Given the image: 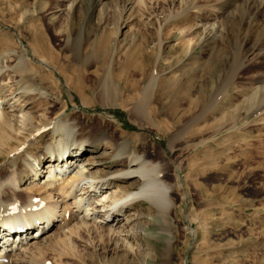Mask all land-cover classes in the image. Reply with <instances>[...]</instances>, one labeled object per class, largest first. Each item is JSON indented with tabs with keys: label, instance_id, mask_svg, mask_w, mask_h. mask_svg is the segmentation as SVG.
Instances as JSON below:
<instances>
[{
	"label": "rangeland",
	"instance_id": "obj_1",
	"mask_svg": "<svg viewBox=\"0 0 264 264\" xmlns=\"http://www.w3.org/2000/svg\"><path fill=\"white\" fill-rule=\"evenodd\" d=\"M204 1L184 14L179 0L83 9L68 0H0V94L18 101L0 166L9 139L17 144L61 116L89 136L105 132L94 151L105 172L116 166L110 150L119 142L146 160L164 206L158 214L135 202L144 224L133 251L122 240L113 246L100 227L84 229L63 249L67 264H264V107L251 97L264 83V53L244 55L227 35L214 48L195 44L205 25L220 23ZM47 129L30 151L58 140Z\"/></svg>",
	"mask_w": 264,
	"mask_h": 264
},
{
	"label": "bare ground",
	"instance_id": "obj_2",
	"mask_svg": "<svg viewBox=\"0 0 264 264\" xmlns=\"http://www.w3.org/2000/svg\"><path fill=\"white\" fill-rule=\"evenodd\" d=\"M68 1L66 7L83 9L84 5L95 6L101 2L103 4L105 0ZM196 1L179 0L184 5V14L193 11ZM202 7L218 14L220 23L205 25L196 37L195 44L214 48L211 46L212 40L227 35L233 39L231 43L236 50L239 49L244 55L254 51L257 54L264 53V24L260 19L264 17V0H206ZM261 67L264 70V61ZM20 80L21 78L18 81H25ZM256 81L260 82L259 79ZM1 86L2 78L0 88ZM258 86L260 87L252 90L251 97L255 101L259 100L256 109L262 111L264 92L258 93L263 90L264 83ZM30 87L31 85L28 89ZM9 99L0 94V140L6 133L5 128L11 126L9 112L14 109V106L11 108L12 103L17 101L16 97L14 102ZM15 112L27 118L26 109ZM15 112H11V115ZM60 117L53 118L43 126L39 124L40 128L34 130L32 136L23 137L25 140L20 138L22 141L17 144H8L10 139L4 144L7 152L1 163L5 167L0 166V264H67L66 260L63 261V254L67 253L63 249L71 238L78 237L81 230L90 231L94 228L96 232L99 227L100 233L112 236L113 246H117L122 240L133 251L135 243L137 246L141 245L138 235L140 236L144 224V213L141 208L136 207L135 202L146 200L158 209V214L159 211L165 212L163 203L154 192L157 182L149 177L152 168L147 167L146 160L133 154L127 144L112 143L114 146H111L110 151H114L116 166L105 172L99 168V155L94 154L98 141L105 140V132L96 131L89 136L88 131H81L78 125L69 126ZM49 127L53 134L56 133L58 140L53 138L38 153L30 151L31 140L38 134L44 138ZM37 140L34 139L35 142ZM85 150L87 152L82 159H78ZM17 160L18 163L15 164ZM134 182L137 187L130 188ZM99 191L102 193L97 194ZM1 233H4L3 241ZM133 236L136 237L135 242H132ZM9 239L11 241L7 244ZM3 248L10 250L3 252Z\"/></svg>",
	"mask_w": 264,
	"mask_h": 264
}]
</instances>
